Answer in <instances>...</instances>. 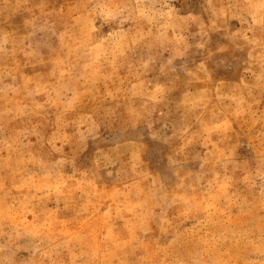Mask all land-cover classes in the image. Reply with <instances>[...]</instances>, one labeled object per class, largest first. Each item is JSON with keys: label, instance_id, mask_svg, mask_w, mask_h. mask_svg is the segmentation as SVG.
I'll return each instance as SVG.
<instances>
[{"label": "rangeland", "instance_id": "rangeland-1", "mask_svg": "<svg viewBox=\"0 0 264 264\" xmlns=\"http://www.w3.org/2000/svg\"><path fill=\"white\" fill-rule=\"evenodd\" d=\"M0 264H264V0H0Z\"/></svg>", "mask_w": 264, "mask_h": 264}]
</instances>
